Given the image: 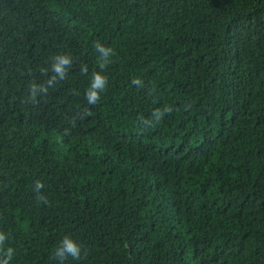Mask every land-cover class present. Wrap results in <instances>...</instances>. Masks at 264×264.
Here are the masks:
<instances>
[{
  "label": "trees",
  "instance_id": "1",
  "mask_svg": "<svg viewBox=\"0 0 264 264\" xmlns=\"http://www.w3.org/2000/svg\"><path fill=\"white\" fill-rule=\"evenodd\" d=\"M0 235V264L66 235L62 264H264V0H0Z\"/></svg>",
  "mask_w": 264,
  "mask_h": 264
},
{
  "label": "clouds",
  "instance_id": "2",
  "mask_svg": "<svg viewBox=\"0 0 264 264\" xmlns=\"http://www.w3.org/2000/svg\"><path fill=\"white\" fill-rule=\"evenodd\" d=\"M94 47L97 49V51L101 54L104 61L107 60V57L112 53V50L110 48H106L99 44L98 42L94 45ZM71 63L70 58L64 55H58L54 58V63L52 65V71L57 74L60 78H63L65 75V66L69 65ZM105 66L104 62H101L100 67L103 68ZM56 77H52V79L49 81V84L52 83L53 80H55ZM133 83H139V81H133ZM105 84V78L102 77L99 73L93 74L92 84H91V90L87 94V99L90 103H95L98 99V92L97 89H102ZM45 91L46 88L41 87L37 89L35 86L33 87L32 94L33 98L35 97L36 91ZM36 189H40L43 187V184L39 181L35 184ZM4 236L0 235V243L3 242ZM11 249H8V254H11ZM80 255V247L79 245L71 239L69 236H64L59 244V246L56 248L54 252V257L59 259L61 261V264L63 260L67 256H71L74 259H78ZM3 264H7V261H4Z\"/></svg>",
  "mask_w": 264,
  "mask_h": 264
}]
</instances>
